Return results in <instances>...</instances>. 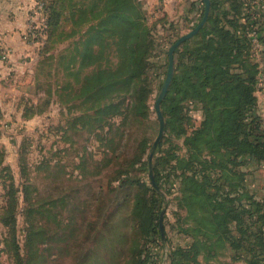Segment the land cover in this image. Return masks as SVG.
<instances>
[{
  "label": "rangeland",
  "instance_id": "rangeland-1",
  "mask_svg": "<svg viewBox=\"0 0 264 264\" xmlns=\"http://www.w3.org/2000/svg\"><path fill=\"white\" fill-rule=\"evenodd\" d=\"M139 1L151 43L141 86L126 95L127 85L107 89L116 43L92 46L91 54L85 48L103 0H19L28 51L0 97V264H137L144 248L156 264H168L169 249L186 244L180 231L190 224L175 168L186 154L184 136L165 130L155 150L159 202L148 157L168 49L191 29L171 33L151 16L147 0ZM257 89L264 115V86ZM182 105V127L190 133L200 125L202 106ZM253 176L264 198V171ZM165 204L167 240L159 246L145 234Z\"/></svg>",
  "mask_w": 264,
  "mask_h": 264
},
{
  "label": "trees",
  "instance_id": "trees-1",
  "mask_svg": "<svg viewBox=\"0 0 264 264\" xmlns=\"http://www.w3.org/2000/svg\"><path fill=\"white\" fill-rule=\"evenodd\" d=\"M92 20L85 41L88 54L89 48L108 44L109 39L116 43L117 63L107 72L108 91L127 85L126 95L136 93L151 43L140 1L103 0ZM254 26L244 0H210L204 26L174 51V73L161 109L165 130L184 136L186 154L177 158L175 168L181 175L184 220L190 225L180 231L186 244L169 249V264H215L229 250L233 262L248 256L246 264H263L264 200L246 183L248 165L264 167V115L256 96L261 70L251 55L254 37L264 44V26ZM185 101L202 106L200 125L190 133L182 127ZM156 166L153 159L160 188ZM152 192L159 202L161 194ZM187 198L196 207L192 213ZM145 236L159 246L167 240L161 237L159 223ZM137 264L156 263L144 248Z\"/></svg>",
  "mask_w": 264,
  "mask_h": 264
},
{
  "label": "crops",
  "instance_id": "crops-1",
  "mask_svg": "<svg viewBox=\"0 0 264 264\" xmlns=\"http://www.w3.org/2000/svg\"><path fill=\"white\" fill-rule=\"evenodd\" d=\"M244 1L247 3L249 16L255 21L254 29L264 26V0ZM147 2L150 4L151 16L164 21L163 24L169 26L171 33L177 31L179 26L185 28V26L194 25L199 20L203 10L202 0H147ZM22 8L23 5L19 4V0H0V51L1 48L8 50L6 59H1L0 54V97L8 86H12L10 81L13 79V74L22 65L21 57L28 51V46L21 37L25 28L24 16L26 15ZM251 35H253V32ZM251 55L252 59L258 63L259 69H261L264 66V44L260 42L253 43ZM8 89L10 90L9 87ZM262 108L264 111V103ZM257 168L264 171V167H257L254 164L248 165L247 170L249 172L246 176L247 187L256 197H258L255 192L258 190V185L254 184L253 174ZM261 200H264V198ZM233 256L234 253L229 250L225 255L219 257L218 262L215 264L247 263L246 258L248 256L235 262L232 260Z\"/></svg>",
  "mask_w": 264,
  "mask_h": 264
},
{
  "label": "water",
  "instance_id": "water-1",
  "mask_svg": "<svg viewBox=\"0 0 264 264\" xmlns=\"http://www.w3.org/2000/svg\"><path fill=\"white\" fill-rule=\"evenodd\" d=\"M202 3H203V15L200 18V20L198 21V23L190 31H188L187 33L178 37L176 39V41H174L168 49V65H167L166 77L164 79V82L161 86V89L159 91V94L156 98L155 105H154L155 112H156V118L158 121V132H157L155 139L152 142L151 149L149 152L148 173H149V178H150L151 184H152L153 188L158 193H161V190H160L159 186L157 185V183L155 182V178H154V174H153V158H154V154H155V150L157 148V145L165 133V120H164V115H163L162 109H161V102L166 95V92L168 90V87H169L171 80H172V77H173V73H174V51H175L176 47H178L185 40L194 36L204 26V24L206 23V21L208 19L209 12H210V0H202ZM165 211H166V204L161 209V211L159 213V220H158L159 229H160L162 239H165L164 226H163V218H164Z\"/></svg>",
  "mask_w": 264,
  "mask_h": 264
},
{
  "label": "built area",
  "instance_id": "built-area-1",
  "mask_svg": "<svg viewBox=\"0 0 264 264\" xmlns=\"http://www.w3.org/2000/svg\"><path fill=\"white\" fill-rule=\"evenodd\" d=\"M253 43L254 44H257L258 43V40L256 38H253ZM5 50H6L5 48H1V52H2L1 58L2 59H5V57H6V53H5L6 51ZM260 70H261V75L259 76L258 86L259 85L264 86V66H262V68Z\"/></svg>",
  "mask_w": 264,
  "mask_h": 264
}]
</instances>
